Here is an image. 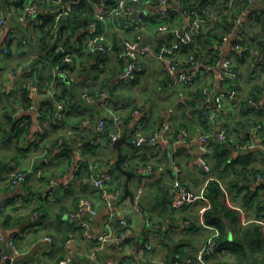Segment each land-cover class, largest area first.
<instances>
[{"label": "crops", "instance_id": "crops-1", "mask_svg": "<svg viewBox=\"0 0 264 264\" xmlns=\"http://www.w3.org/2000/svg\"><path fill=\"white\" fill-rule=\"evenodd\" d=\"M261 3H257L258 5L255 4L245 11V19H248L247 14L253 9L264 8V2ZM172 5L179 7L178 2L175 1L172 2ZM0 6L5 8L9 4H2L0 2ZM146 8L150 12L158 10V8H154L149 3L146 4ZM178 9L180 12L176 16L177 22L183 26L182 8ZM50 11L51 9L42 8L41 14L46 15L51 13ZM122 22L128 30L127 36H131L134 31L135 18L124 17L122 18ZM101 27V30L106 31L109 39L113 41L112 52L107 54V71L108 73L111 71L110 74L115 78L126 67L122 42L114 32L115 28L112 19L105 20L101 24ZM7 31L14 32L15 39L9 47V52L4 54L0 60V157L2 155L7 156L0 164V207L4 202L7 205L6 210L0 208V230L4 234L3 238H0V240L2 239L0 243V256L2 250L5 249V230L9 233L23 231L24 235L17 241L18 248L22 252L16 258L18 261L28 262L29 264H58L59 258L65 254L63 243L71 240L73 242L72 263L83 264L84 250H90L93 248V244L89 248L90 244L85 243L86 241L84 240L81 228L78 226V221L67 220L64 214L66 211L76 207L80 197L93 193L95 189L93 183H86L84 181L86 177L82 176L75 179L69 190L59 192L54 198L45 202H39L33 196L39 191L46 192L51 188L55 189L57 187L56 184H59L73 174L78 159L81 154H85L92 161L100 162L103 160L102 162H107L110 159L115 160L116 186L120 187L122 192L116 206V211L119 215H122L124 212H131L135 226L143 228L145 240H149L154 244V250L151 253L154 262L150 264H163V262L164 264H168L174 258H185L186 256L194 257L192 264H199L195 256L213 233L214 229L212 226H215L210 224L208 226L201 222L202 218L205 220V212L207 210L205 209L206 201L204 199L199 200L193 205L186 206L183 210L186 217L181 215L183 214L182 212L175 222H172L171 215L165 214L167 216L161 222L168 220L169 224L164 230H159L151 224H145V226L141 222L142 213L151 216L152 212L149 206L152 205L153 207V201L156 199L154 194L150 198L146 197L148 192L145 191L152 188L158 182L157 180L161 178L150 177L146 179L147 174L138 169L139 166H145L150 159L154 158V149L150 145H134L129 143V141L131 133L139 120L144 119L145 130L148 131L156 127V125H160L163 112L175 99V93H167L162 83V78L167 73L165 67L162 66V71L158 75L155 76L158 72L157 70H153L151 71V76L148 75L147 78H143L149 67L151 70L157 69V66H155L157 62L154 63L152 60H146L144 62V72L140 75V80L137 83H124L120 86H108L104 89L108 92L107 99L118 113V116L122 118L126 116L125 121H122L121 124L109 122L110 129L120 131L122 137L126 139V141L122 142L123 157L120 166H117L119 150L114 145H110L107 142L101 146L90 145V141L94 135L95 124L98 117L103 114L104 106L102 105L103 99L100 97L96 98L94 102L88 103L84 97V91L94 89L98 93L101 90L100 86L104 79V71L101 70L102 66L98 67L96 62L93 61L81 71L80 64L61 68L60 66L52 65L46 60H39L38 57H42V55L38 49L33 47L34 45L26 47L19 41L20 38H25L26 35L33 33L31 20L24 21L12 18L8 27H0V50L5 41ZM248 35L250 38L260 41V38L264 36V28L260 20L254 19L248 25ZM165 38V35L158 34L147 36L146 41L156 45ZM222 53L224 56L232 55L238 63V55L235 53L230 41L226 43ZM121 59L124 60V64L121 63ZM238 71L241 76V84L237 90L238 95L234 100H230L229 92H231V89L226 91L222 86L223 82L217 81L218 96L223 97L226 102L221 101L220 103V107L222 108L217 112L216 125L218 128L228 125L230 135H233L235 138L246 139L250 135L252 124L264 123V105L259 106L262 103L264 104L263 90L259 105L253 106V111H247L246 108H243L244 100L251 96V93H256L253 90L256 84L264 81V61L248 58L246 62L239 64ZM58 72L61 75L65 74L69 76L71 78L70 82L61 81L64 77L59 76ZM142 78L144 84L141 82ZM113 82L112 79V85ZM33 83H41L45 87H51L53 93L37 92L34 96L35 106L33 108H29L26 111H17L19 106L27 103L25 91L28 84ZM146 86L153 87L151 96L148 99H141L142 101L136 99L135 91ZM228 86L230 87V85ZM66 87L80 91L81 96L76 98L79 101V110L77 113L71 112L68 114L63 123L56 122L53 119L50 121L48 117L52 116L53 113L47 103H55L56 99L52 94L64 97L63 100L67 101L69 95L64 92ZM137 103L145 104L149 114H144L140 117L133 115L132 110ZM223 104H226L227 108L223 107ZM13 109L14 111H12ZM54 109H56V106ZM175 109V133L178 132L180 124H186L190 128L192 135L195 136L202 126L205 130L210 129L206 125L204 117L199 114L200 112L196 113L197 117L195 116L194 119L189 117L187 111H184V108L181 106H177ZM7 111L9 119L5 117ZM76 120H82L80 131L73 129L74 125L71 124ZM16 124L19 125L18 127L24 125L31 126V130L21 134V136H17L13 141H8L9 135H13L17 130L15 128ZM39 124L44 125L47 136L40 143H35L34 138ZM65 133L69 135L67 146L60 147L56 144L57 139L60 134L65 135ZM251 135L255 138L258 147L252 150H240L230 145L228 147L230 149L228 162L233 163L235 160L236 165H241L242 162H249L250 167L258 168L264 174V132L259 130L255 133L253 132ZM212 145L208 153L204 154L195 139L189 143H168L166 149L161 152L160 160H158V162L165 164L167 168L163 179L166 180L169 176L170 180L174 164H179L183 167L181 178L188 187L200 191L205 185L208 186L209 180L216 177V172L212 166L214 158H212ZM18 147L21 151L16 150ZM90 147H99L100 149L92 150ZM14 154H17V158L12 157ZM230 154H232V157ZM129 158L131 162L127 164ZM198 160H201V162H198ZM12 161L16 162L23 169L31 170L27 182L19 183L16 186L9 185L5 175L9 172L11 167L10 162ZM230 170V168L225 169L226 172ZM60 172H62L63 176L60 175ZM224 174L225 172L222 173V175ZM263 183L264 180L262 181ZM169 191L171 192L170 189ZM140 192L142 193L138 198ZM171 193L173 194L174 201L175 195L173 192ZM138 200L139 202H137ZM209 201L211 203L210 198ZM227 203L233 206L230 198H227ZM39 206H42L41 208L43 209L44 214L42 217L37 216L34 210L35 207ZM160 206L159 204L158 208ZM258 206L262 209L261 217L255 218ZM239 209L240 215L237 224L231 226L227 218L224 221L226 222V239L231 246L227 245L223 250L218 252V249H213L210 252L213 255L209 259H206L207 264L213 262L217 264H223L224 262H228V264H264V261L252 254L255 247L252 249V246L249 245L252 243L251 238L238 231L240 227L243 228V226L252 221L261 224L258 220H264V185H261L259 188L257 202L253 206ZM108 212V209L102 206L97 210L96 214L88 216L95 231H99L102 228ZM153 216L158 218L157 213ZM45 233L54 236L57 242L56 247L48 248L47 243L43 240ZM237 239L245 245L240 251H238L239 249L234 244ZM93 251L98 257L103 259L120 256V252L110 245H106L100 250L94 249Z\"/></svg>", "mask_w": 264, "mask_h": 264}, {"label": "built area", "instance_id": "built-area-1", "mask_svg": "<svg viewBox=\"0 0 264 264\" xmlns=\"http://www.w3.org/2000/svg\"><path fill=\"white\" fill-rule=\"evenodd\" d=\"M45 0H23L19 7L7 6L3 8L0 6V27L6 28L10 24L12 18L20 20H31V29L34 32L41 24V2ZM52 5L56 6L51 9L53 11H60V15L68 13L74 4H77L79 0H46ZM178 2L179 7L172 5V2ZM264 0H229L228 8H233L235 3H245L253 6L254 4L261 3ZM151 4L154 8H158L156 12H150L146 8V4ZM95 4V19L91 22L86 29L83 30L84 34L80 41L76 42L71 47L59 43L57 45V51L63 60L66 62H73L74 55L77 51H90L101 50L104 54L112 52L113 41L108 37L106 31L101 30V24L107 20L112 19L114 23L115 33L119 36L123 46V56L126 60V67L113 79V85L120 86L124 83H132V81L144 71V62L146 60H152L162 62L166 66V75L164 77V87L166 92L175 93L177 95V103L184 104L187 108V114L189 117L194 118L196 112L189 110L191 105L189 103L188 90L195 87L199 82H207L208 86L205 88V97L200 108V115L204 117L206 125L209 126V130H205L202 127L197 131V135H192L188 126H181L178 128V132L175 133V108L170 106L163 112L162 122L160 125L151 130H145L144 119L139 120L136 127L131 133L129 143L134 145L148 146L150 145L154 150V158L150 159L145 166H139L138 169L141 172L147 174L146 179L154 177L160 179L164 176L167 168L165 164L158 162L162 151L166 149V145L170 142L173 143H189L193 139L197 140L203 153L207 154L210 150L213 141H220L223 143H231L240 150H252L258 147L255 138L251 135L253 132L262 130L264 132V124L259 122L252 124L250 127V135L246 139L231 137L228 125L221 126L216 125L217 112L220 107L221 101L226 102L219 93L214 90L211 85H217L218 82H223L225 79L229 80L231 84H237L240 82L241 76L237 69L236 60L232 55H223V48L228 41L232 43L233 49L236 54H248L249 58H254L258 61H264V50L260 47H255L252 43L245 42L244 34L241 31L244 26L245 15H238L234 21V28L226 33L220 40L214 41L205 51L203 56H198L195 52H191L188 55L180 54L181 45L184 42H190L200 34L202 28L206 24H213L221 19V15L211 7L203 6L201 9H189L182 11V18L184 25H178L177 23L170 22L172 20V11H176L178 14L180 11L178 8L183 7V0H118L115 5H109L101 3L99 1ZM137 12L135 18L134 31L131 36H127V29L123 25L122 18L133 17V14ZM177 16V15H176ZM163 34L166 36L159 44H152L147 40V36ZM116 35V36H117ZM15 39V33L7 31L5 41L1 47L0 60L2 56L9 52V44ZM235 39V43L233 40ZM25 46H28V42L23 40ZM220 54V57L216 59L215 64H209L210 52ZM208 52V53H207ZM208 58V59H206ZM39 60H44L41 56ZM183 65V66H182ZM185 66V67H184ZM59 74V72H58ZM66 77L65 74H62ZM229 78V79H227ZM226 82V81H225ZM212 87V89L210 88ZM28 97L33 100L32 105L25 107L19 106L18 110L26 111L29 108H33L34 96L37 92L51 91V87H45L41 90L37 83L28 84ZM56 99L54 102L55 119L58 122H64L68 116V107L65 101L58 96L52 94ZM100 95V96H98ZM97 96L84 95L88 103L94 102L96 98H102L104 106V112L101 114L95 124L94 135L90 141L92 146H101L105 142L110 145H114L122 135L120 131L111 130L109 122H115L121 124L125 121V117L118 116V113L110 104L107 99L108 92L106 90L100 92ZM238 95L237 90H231L229 92L230 100ZM249 105L257 106L259 102L248 99ZM264 105L263 103L259 106ZM226 107V104H223ZM227 108V107H226ZM133 115L140 117L144 114H149L146 105L143 103H137L133 107ZM194 113V114H192ZM197 117V116H196ZM46 132L43 124L38 125V131L35 134V143H40L43 138V134ZM66 137H61L58 140V146H64L66 143ZM264 139V135H263ZM92 161L85 154H81L74 168L73 174L67 177L64 181L56 184V188H51L49 191H39L34 194V198L39 202H45L54 198L59 192L69 190L75 179L86 177L84 181L92 182L94 185V191L90 195L82 196L79 198L75 208L65 212L64 216L67 220H77L78 226L82 230L85 243L93 244V248L84 250L83 264H150L154 262L151 253L154 250V244L149 240H145L143 234V228L135 226L132 220L131 212H124L119 215L116 211V206L121 198L122 192L120 187H117L114 164L115 160L110 159L107 162ZM131 162L130 158L127 164ZM201 162V160H198ZM10 170L5 175L7 182L11 186H16L19 183H25L29 180L31 170L23 169L18 166L16 162H10ZM172 177L170 178V190L174 193L175 198L173 206L176 208L180 215L184 208L189 205H193L199 200L204 199L206 201L205 209L210 207V201L206 195L207 185H205L200 191H196L188 187L182 180L183 167L179 164H174ZM86 172V175H85ZM153 173V174H151ZM60 175L63 176L62 172ZM264 175L257 174L256 184L254 189L258 188ZM142 192L138 194L140 197ZM139 202V200L137 201ZM108 209V215L104 220L102 228L99 231H95L92 228V223L88 216L97 213L100 207ZM6 203L1 204V209L6 210ZM138 211V209H137ZM142 213V212H140ZM43 211H36V215L43 216ZM243 218V217H242ZM246 221L245 219H243ZM263 225L264 220H258ZM141 222L145 225L151 224L159 230H164L169 221H159L157 218H153L147 214L141 215ZM205 224V220H201ZM145 225V226H146ZM214 229L208 240L197 252L195 258L199 264H206L205 254L208 251H212L217 245V237L219 236V230L217 227L212 226ZM120 229V231H118ZM24 235L23 231H13L7 236V245L10 250V264H29L28 262L18 261L22 252L18 248L17 241ZM4 234L0 230V238H3ZM2 240V239H1ZM43 240L47 243L48 248H54L57 246V242L53 235L45 233ZM73 242L67 240L63 243L65 254L58 260V264H73ZM106 245L113 246L118 252L119 257H108L106 259L100 258L93 251L100 250ZM8 255L6 250H2L0 256V264H3ZM194 257L186 256L182 260H176L174 264H192ZM164 264V262H163Z\"/></svg>", "mask_w": 264, "mask_h": 264}, {"label": "trees", "instance_id": "trees-1", "mask_svg": "<svg viewBox=\"0 0 264 264\" xmlns=\"http://www.w3.org/2000/svg\"><path fill=\"white\" fill-rule=\"evenodd\" d=\"M99 1L101 3L109 4V5H115L118 0H79L77 4H74L72 9L68 13H63L60 15V11H53V7H56L52 5V3H49L48 1L41 2V8H48L51 9V13L49 14H42V24L29 35H26L25 38H20V43L22 45H25L23 43V40L28 42V45H34L36 49H38L44 58V60L50 62L52 65L60 66L61 68L67 67V66H77V64H80L81 71L85 69V67L88 64H91L93 61L96 62V65L102 66L101 70L104 71L103 81L102 85L100 86L101 90L97 93V91L89 90L84 91V95H92L97 96L100 94V92L104 91L106 87L114 86L111 84V81L113 76L110 74L111 71H107V54H104V51L101 50H90V51H77V53L74 55V61L73 62H66L63 60V56L58 53L57 51V45L59 43H62L66 45L67 47H71L74 45L77 41L79 42L81 37L83 36L84 32L83 30L88 27V25L93 22L95 19V4L94 2ZM2 4H9V6H16L19 7L23 0H0ZM264 2V1H263ZM229 0H183V7L182 11H186L189 9H201L203 6L211 7L214 10H216L222 17L219 21L213 23V24H206L199 35L195 37L194 40L190 42H184L181 45V51L180 54L188 55L191 52H195L198 56L205 57L204 53L206 50H208V47L216 40H220L226 33H228L231 29L234 28V21L237 18L238 15H245V11H247L250 6L249 4L245 3H235L233 8H228ZM255 5V4H254ZM257 10V11H256ZM256 10L250 11L249 14H247L248 19H244V26L242 27L241 31L244 34L245 42L252 43L255 47H260L262 50H264V36L260 38V41H257L255 39H252L248 35V25L255 20H260L263 24L264 28V8H258ZM259 11V12H258ZM261 13V14H260ZM174 14V15H173ZM172 20L170 22L177 23L176 18V11H172ZM249 22V24H248ZM178 24V23H177ZM180 25V24H178ZM13 42V41H12ZM233 43H235V39L233 40ZM11 43L9 44L10 47ZM210 52V57L208 63L209 64H215L216 59L220 57V54ZM208 53V52H207ZM237 69H239V64L246 62L249 58L248 54H237ZM206 58V59H208ZM157 61H154L156 63ZM121 63L124 64V60L121 59ZM163 67L166 66L162 62H159ZM183 66V65H182ZM185 67V66H184ZM75 68V67H74ZM167 70V69H166ZM107 71V72H106ZM144 72V71H143ZM142 72V73H143ZM140 73L133 81L132 83H137L140 80ZM240 75V74H239ZM59 76H62L59 74ZM63 77V76H62ZM67 78H63L61 81L70 82L71 78L69 76H66ZM229 79V78H227ZM226 81V82H225ZM162 83L164 86V78H162ZM41 90L45 88L44 84L37 83ZM241 84L240 82H237V84H231L229 83V80L223 81V87L226 91L228 89L231 90H238L239 86ZM226 85V87H225ZM230 85V87L228 86ZM103 86V87H102ZM208 86L207 82H199L195 87L190 88L188 90L189 97V103L191 105V108L189 110H192V112H200V108L202 107L204 97L205 95V88ZM214 90L217 92L218 88L215 85H211ZM228 86V87H227ZM212 87H210L212 89ZM116 88V87H115ZM255 94H250L251 96L247 97L244 100L243 108H246L247 111H253L254 107L253 105H249L248 99L252 98L253 100H256L259 102L261 99V93L262 90L264 91V81L261 83H257L254 87ZM64 92L68 94V100L65 101L66 106L68 107L67 111L68 114L71 112H78V103L79 101L76 100L77 97H80V91L65 88ZM79 93V94H78ZM25 94L27 96V103L23 104L22 106L28 107L32 105L33 100H31L28 97V89L26 88ZM100 96V95H98ZM61 99H64V97H59ZM177 95L175 94V99L172 101V104L168 107L172 106L174 108L182 107L184 108V111H187V108L184 104L177 103ZM49 105V109L53 113L51 116H47L50 121L56 120L55 119V109L54 104L52 102L47 103ZM167 107V108H168ZM166 108V109H167ZM71 109V110H69ZM14 111V109L12 110ZM50 112V111H49ZM188 115V114H187ZM5 117L9 119L8 111L5 113ZM8 121V120H7ZM9 122V121H8ZM57 122V121H56ZM63 123V122H62ZM75 130H81L82 126V120H76L72 122ZM264 124V123H263ZM16 124L15 128L17 129L13 135H9L8 141H13L17 138V136H21V134L29 132L31 130V126H20ZM181 126H187L186 124H180L179 128ZM66 133L60 134L59 138L66 137ZM47 131L43 134V140L46 139ZM233 135H231L232 137ZM56 144L58 143V140ZM65 145L67 146V138H66ZM212 166L216 172V177L209 180L207 189H206V195L210 198L211 203L210 207L205 212V224L215 225L219 228L220 233L217 237V245L214 248V250L218 249V251H221L225 248V246L229 245V241L226 239V228H225V218L230 221V225L233 226V224H237L239 221V215H240V209L239 208H248L249 206H253L257 202L258 197V190L263 186L264 183L257 188L254 189V185L257 181V174L261 173L260 169L255 167H250L249 162H242L241 165H236L235 160L233 163L228 162V156L230 153V145L231 143H223L220 141H213L212 142ZM234 146V145H233ZM92 150L97 149L99 150V147H90ZM17 151H21V149L18 147L16 148ZM232 157V154H230ZM7 156L2 155L0 157V164L2 163V160H5ZM13 158H17V154L12 155ZM230 157V156H229ZM110 159V158H108ZM230 168L231 170L226 172L225 169ZM225 172L224 175L222 173ZM263 174V173H261ZM264 175V174H263ZM165 176V175H164ZM163 176V177H164ZM163 177L160 180H157L152 188L146 189L145 192H148V195L146 197L150 198L153 194L156 196V199L154 202V209L152 205L148 206L150 207L151 216L154 218L156 213L158 214V220L163 221L167 215H171L172 222H175L180 216L177 212L176 208L173 206V194L169 191L170 186V180L169 176L167 179H163ZM165 184V185H164ZM227 198H230L232 200L233 206H230L227 203ZM159 204L161 205L160 208ZM42 206L35 207V211L41 210ZM185 209V208H184ZM43 211V209H42ZM149 211V210H148ZM262 209L260 206H258V210L256 211L255 218L261 217ZM153 214V215H152ZM185 215V212L183 214ZM182 216V217H184ZM174 224V223H173ZM210 224V225H209ZM120 231V229L118 230ZM238 231H241V234H244L247 237H250L249 239L252 241L249 245H251L253 250V255L256 256L258 259L264 261V231L262 229V224L256 221H252L249 224L240 227ZM2 241L0 240V243ZM236 245V248L242 250L245 245L242 241H235L234 243ZM211 251H208L205 254V259H209L213 253H210ZM262 253V254H260ZM183 257H177L172 260L171 263L168 264H174L176 260H182ZM207 264V263H206ZM211 264H217L216 262H213ZM223 264H228V262H224Z\"/></svg>", "mask_w": 264, "mask_h": 264}, {"label": "rangeland", "instance_id": "rangeland-1", "mask_svg": "<svg viewBox=\"0 0 264 264\" xmlns=\"http://www.w3.org/2000/svg\"><path fill=\"white\" fill-rule=\"evenodd\" d=\"M155 66H157V69H152L151 70V68L149 67L146 70L145 76L143 78H147L148 75L151 76V73H152L151 71H153V70H155V71L157 70V72H158V73L155 74V76L158 75L162 71V65L159 62H157V64H155ZM143 78L141 80L142 84H144L143 83ZM152 90H153V87L152 86H149V87L146 86L145 88L144 87H141L140 89H137L135 91V97H136V99H140V101H142L141 99H144V98L145 99H148L151 96Z\"/></svg>", "mask_w": 264, "mask_h": 264}, {"label": "water", "instance_id": "water-1", "mask_svg": "<svg viewBox=\"0 0 264 264\" xmlns=\"http://www.w3.org/2000/svg\"><path fill=\"white\" fill-rule=\"evenodd\" d=\"M260 4V3H258ZM257 4V5H258ZM262 4V3H261ZM137 12H135L133 14V17H137ZM126 141V139L124 137L120 138L117 142L114 143V146L119 150V156H118V159H117V166H120V162L122 160V157H123V154H122V142L123 141ZM128 174L130 175V173L128 172ZM9 232L7 230H5V238H4V248L6 250V253L8 255L6 261H5V264H10V260H11V257H10V250L8 248V245H7V236H8Z\"/></svg>", "mask_w": 264, "mask_h": 264}]
</instances>
